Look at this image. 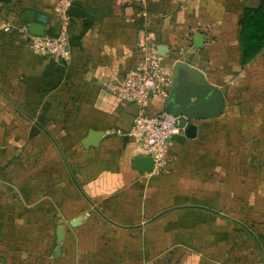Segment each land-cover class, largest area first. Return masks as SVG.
Listing matches in <instances>:
<instances>
[{"label": "crops", "instance_id": "1", "mask_svg": "<svg viewBox=\"0 0 264 264\" xmlns=\"http://www.w3.org/2000/svg\"><path fill=\"white\" fill-rule=\"evenodd\" d=\"M64 2L84 15L68 17L69 60L34 55L23 12L53 35ZM260 4L0 3V264H264V47L243 64L239 43L241 16ZM139 30L170 72L182 62L201 75L184 92L211 85L224 101L150 173L134 164L146 157L130 135L136 107L105 87L137 62Z\"/></svg>", "mask_w": 264, "mask_h": 264}, {"label": "built area", "instance_id": "2", "mask_svg": "<svg viewBox=\"0 0 264 264\" xmlns=\"http://www.w3.org/2000/svg\"><path fill=\"white\" fill-rule=\"evenodd\" d=\"M141 2L144 4V1ZM67 6L64 2L57 11L61 17L60 25L53 35L35 37L28 34L26 27H21L20 31L27 37L34 55L48 56L55 61L69 60ZM144 11L143 7L141 12ZM3 30L8 32L10 26H5ZM137 48V62L121 75L112 78L105 87L120 102L136 107L130 135L139 144L143 155L152 159L154 169L160 170L173 138L182 131L179 128L180 118L164 110L157 113L149 111L154 98L167 99L171 89V72L160 63L152 32L138 31Z\"/></svg>", "mask_w": 264, "mask_h": 264}, {"label": "water", "instance_id": "3", "mask_svg": "<svg viewBox=\"0 0 264 264\" xmlns=\"http://www.w3.org/2000/svg\"><path fill=\"white\" fill-rule=\"evenodd\" d=\"M10 2L11 0H0V3ZM66 15L68 17H84L83 11L74 6L67 9ZM21 21L28 26V32L31 36L43 37L45 35L46 17L26 10L22 14ZM157 53L159 57L165 56L161 47L157 49ZM190 74L200 79L199 81H204L201 75L188 65L182 62H175L173 64L171 68V89L164 109L167 114L180 118L179 128L187 138L195 136V128L192 125L193 121L218 118L224 109L221 91L211 85L189 88L188 92L182 90L183 83L181 80L189 78ZM134 164L137 168L147 173L152 172L154 168L150 157L136 158ZM60 239L61 237H59V241Z\"/></svg>", "mask_w": 264, "mask_h": 264}, {"label": "trees", "instance_id": "4", "mask_svg": "<svg viewBox=\"0 0 264 264\" xmlns=\"http://www.w3.org/2000/svg\"><path fill=\"white\" fill-rule=\"evenodd\" d=\"M242 63L254 58L264 47V2L257 8L244 11L240 20Z\"/></svg>", "mask_w": 264, "mask_h": 264}, {"label": "rangeland", "instance_id": "5", "mask_svg": "<svg viewBox=\"0 0 264 264\" xmlns=\"http://www.w3.org/2000/svg\"><path fill=\"white\" fill-rule=\"evenodd\" d=\"M261 1H263V2H264V0H261Z\"/></svg>", "mask_w": 264, "mask_h": 264}]
</instances>
